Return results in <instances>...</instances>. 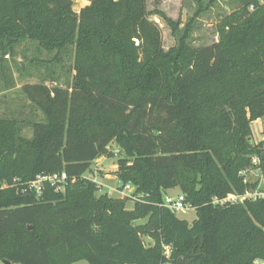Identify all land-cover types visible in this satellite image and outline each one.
Instances as JSON below:
<instances>
[{
	"label": "trees",
	"instance_id": "16d2710c",
	"mask_svg": "<svg viewBox=\"0 0 264 264\" xmlns=\"http://www.w3.org/2000/svg\"><path fill=\"white\" fill-rule=\"evenodd\" d=\"M88 1L77 13L73 0H0V79L26 41L50 54L43 64L74 73L66 89L23 86L45 117L32 137L0 117V264L264 263V197L215 204L257 190L245 172L264 180V142H249L264 119V0L226 16L218 42L193 46L188 25L169 51L147 0ZM113 144L115 176L139 195L132 210V198L98 195L86 177ZM62 173V191L28 188ZM176 188L196 209L192 224L163 206Z\"/></svg>",
	"mask_w": 264,
	"mask_h": 264
},
{
	"label": "rangeland",
	"instance_id": "374dc122",
	"mask_svg": "<svg viewBox=\"0 0 264 264\" xmlns=\"http://www.w3.org/2000/svg\"><path fill=\"white\" fill-rule=\"evenodd\" d=\"M210 1L205 0L202 7L203 11L199 13L201 8L196 0H147L150 19L161 27L166 51L177 46L178 37L183 34L188 25H192L190 40L193 46L212 45L218 42V26L221 21L226 16L240 10L247 0H216L215 4L208 6ZM73 4V10L79 13L90 2L88 0H73ZM167 19L179 24V35L175 33ZM18 53L15 58L8 56L4 59L5 66L8 69L5 80L0 79V90H3L0 92V117L17 119L21 122L22 136L30 138L33 135L30 124L45 120V117L24 95L23 86L46 82L45 84L50 88L59 86L66 89L74 73L72 76L69 74L70 64H66L64 68L63 65L50 67L43 64L42 61L51 58L50 54L40 50L35 42L26 41L22 43L18 48ZM6 82H8V86L14 83L15 87L5 91ZM251 131L249 142L252 146H257L264 142V119L254 121L251 124ZM109 150L115 153L114 157H102L100 160L95 161L91 170L87 172L86 177L98 184L100 188L98 195L108 193L112 197H119V193L116 190L119 188L120 182L115 176V171L117 170L116 162L119 157L118 147L113 144ZM254 162L256 167H258L261 163L260 158L258 156L255 157ZM243 176L245 183L257 184L258 187L255 192L264 188V180L260 169L245 172ZM249 192L251 193V191L246 193ZM179 194L181 192L176 188L170 190L167 196L176 197ZM133 207L134 202H128L127 208L132 210ZM176 215L181 219L187 220L190 224L197 219L196 209L191 205L187 211ZM143 239L147 246H153L154 242L151 239L147 237ZM165 247L168 248L167 253L164 249ZM162 248L164 256L170 261L174 251L173 245L163 243ZM74 264L89 263L80 261ZM167 264H172V261Z\"/></svg>",
	"mask_w": 264,
	"mask_h": 264
},
{
	"label": "built area",
	"instance_id": "2783aa9c",
	"mask_svg": "<svg viewBox=\"0 0 264 264\" xmlns=\"http://www.w3.org/2000/svg\"><path fill=\"white\" fill-rule=\"evenodd\" d=\"M67 181V175L65 173L55 174V175H39L35 180L28 184V188L34 191L38 196H41L43 193L44 185L46 183L56 186L57 191H62L64 184ZM119 193V197L129 196L132 198V201L135 202L138 200L139 195L135 194V188L130 184L122 186L120 184L119 188L116 190ZM264 197V193L257 191L255 193L249 192L244 195L231 194L226 199L222 201H215V204H236L244 203L246 200H256L258 198ZM166 208L170 209L173 213L179 214L185 212L190 208V205L186 202V196L184 194H179L176 197L166 196L165 202L163 204ZM166 253L168 248H164ZM168 255V254H167Z\"/></svg>",
	"mask_w": 264,
	"mask_h": 264
},
{
	"label": "water",
	"instance_id": "95a60500",
	"mask_svg": "<svg viewBox=\"0 0 264 264\" xmlns=\"http://www.w3.org/2000/svg\"><path fill=\"white\" fill-rule=\"evenodd\" d=\"M3 264H12L11 262L5 261Z\"/></svg>",
	"mask_w": 264,
	"mask_h": 264
},
{
	"label": "crops",
	"instance_id": "0c3cea01",
	"mask_svg": "<svg viewBox=\"0 0 264 264\" xmlns=\"http://www.w3.org/2000/svg\"><path fill=\"white\" fill-rule=\"evenodd\" d=\"M98 160H100V159H98ZM256 264H264V263L259 261V262H257Z\"/></svg>",
	"mask_w": 264,
	"mask_h": 264
}]
</instances>
